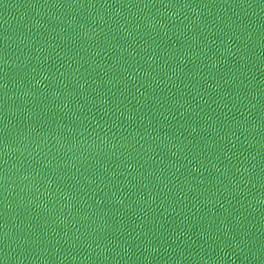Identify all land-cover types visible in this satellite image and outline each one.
Wrapping results in <instances>:
<instances>
[{"label": "water", "instance_id": "1", "mask_svg": "<svg viewBox=\"0 0 264 264\" xmlns=\"http://www.w3.org/2000/svg\"><path fill=\"white\" fill-rule=\"evenodd\" d=\"M3 264H264V0H0Z\"/></svg>", "mask_w": 264, "mask_h": 264}, {"label": "snow or ice", "instance_id": "2", "mask_svg": "<svg viewBox=\"0 0 264 264\" xmlns=\"http://www.w3.org/2000/svg\"><path fill=\"white\" fill-rule=\"evenodd\" d=\"M0 264H3V262H2V261H0Z\"/></svg>", "mask_w": 264, "mask_h": 264}]
</instances>
